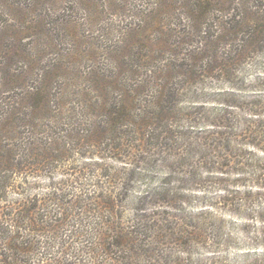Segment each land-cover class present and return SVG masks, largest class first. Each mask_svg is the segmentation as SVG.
Here are the masks:
<instances>
[{"label":"rangeland","instance_id":"rangeland-1","mask_svg":"<svg viewBox=\"0 0 264 264\" xmlns=\"http://www.w3.org/2000/svg\"><path fill=\"white\" fill-rule=\"evenodd\" d=\"M202 1L195 15L193 0H0L5 264L17 235L37 246L23 264H108L84 247L107 231L104 219L139 234L131 264H264V171L251 166L264 168V49L243 61L247 34L264 28V0ZM152 62L193 69L188 80L172 75L164 123L151 120L144 152L133 136L98 142L110 92L118 97L111 84L145 80ZM92 70L110 83L90 88ZM169 128L177 133L165 139ZM93 201L104 218L86 220L94 232L73 248L67 216Z\"/></svg>","mask_w":264,"mask_h":264},{"label":"trees","instance_id":"trees-1","mask_svg":"<svg viewBox=\"0 0 264 264\" xmlns=\"http://www.w3.org/2000/svg\"><path fill=\"white\" fill-rule=\"evenodd\" d=\"M191 6L194 10L193 13L195 15H198L200 13V9L203 7V1L193 0ZM255 20H258L256 16H255ZM257 24L258 23H256V26L252 27L251 31L246 36L247 40L244 41L247 45L248 50L246 52V57L243 59V61L248 60L251 56L260 53V51H263L264 49V28L257 27ZM244 25L246 26L247 29L248 28L247 23H244ZM151 64H152L151 65L152 70L150 68V72H149L150 75H148V77L145 80H140V81L137 80V83L135 81L132 83V82H126L127 77H124L122 79L118 78V80H116L114 84H111V88L112 85H116L115 92L118 93V97L115 96L113 92H110L111 97L109 99L112 100V107H109L107 110H105L106 126L109 128L107 131H103L99 136H97V138H99L98 142H100L101 140L117 141L118 139L122 141L124 137L133 136L135 138V142L139 143L137 148H135L136 151H142V152L145 151L144 149H146V146L144 145V142H142V139L148 135L147 129L151 126L152 123L151 120H156L159 122V124L164 123L163 121H161V115L166 116L169 110L171 109L172 105L175 104V101L177 100L175 91L174 90L172 91L170 89V86H168L170 83V79L173 78V76L177 72H180V75L182 74L183 77L186 80H188L192 77V73H193V69L186 68L187 64L185 65V63L177 64V63L169 62L165 65L162 64L157 65L155 62H152ZM164 66L165 68H163ZM119 72L121 77L122 75H125L121 71ZM94 75H95V70H92L89 73V77L87 78L90 88H94V86L90 85V83L92 82H95L96 87H98L101 81L109 82L110 80L107 76H105L102 73L100 74L101 77H99L97 80H93ZM146 89L148 90V92L144 95L145 97L141 96L144 93L143 94H139V93ZM150 89H152V92ZM104 91H105V86L104 88L102 87V92ZM39 94H41L40 91L35 92V96ZM88 95H89L88 93L84 94L83 99L85 101L90 100ZM140 97L142 98V100H144L145 106H142L141 109L138 107L139 113H136L137 110L136 103L139 102ZM149 99L152 100L150 101ZM42 100L43 98H39L38 103H40ZM149 101L151 102V104L149 103ZM93 108L94 106L88 107V109L90 110L91 109L93 110ZM162 130L163 128L161 129V131L157 132V134L155 135L156 139L162 137L163 135ZM175 133H177L175 129L172 128L166 129L165 139L172 138L175 135ZM179 133L183 135L188 134V132H184V131H181ZM261 134L264 133L261 132ZM199 145L202 146L201 144ZM173 147L174 146L170 147V145H168L167 149L171 150ZM119 149L120 147L115 148V150H119ZM149 162H150L149 160L146 161V163ZM251 166L253 167V169L255 168L256 170L264 171V168H260L257 165H251ZM25 167L28 168V165H26ZM21 169L22 171L24 170V168ZM16 171L17 169L16 170L12 169L11 173L18 174V172ZM20 174L22 175L23 172ZM101 200L102 198L101 199L98 198L97 201H101ZM52 202L54 201L52 200ZM94 203H96V201H93V204H89L87 209L81 208V211L80 213L77 214V216L75 215L76 210H72V212H70L69 215L67 216V217L69 216L71 217L70 220L73 219L74 221H77L76 225L70 226V227L76 226V228H74L72 231L69 229L64 230L66 232H69V235L65 234L66 243L67 244L70 243L69 245L73 246V248L74 245L77 247L80 244H82V240H81L82 238L87 237L88 240V237H91V234L94 232V230L90 228V225L85 224L86 220L88 223L92 221V226H95L97 220L99 221L100 219L104 218L103 216H100L99 213H96L97 212L96 209L90 208V206L94 205ZM97 204L98 202L96 203L95 206H97ZM106 205L107 208H105V213L110 215V217H113V212L109 208L110 205L108 204ZM98 209L99 207H97V210ZM37 211H39V209L35 210L31 208L29 210V213L32 216V215H36ZM16 215L18 214L16 213ZM61 216H65V214L60 213V217ZM26 219L28 221V218ZM64 224L66 225L65 221ZM102 224L108 225L109 228L101 237H99L98 241L90 242V243L87 242L86 246H84L87 249L86 254L90 256V259H92L93 261H97V259H99V249H101L100 250L102 252L101 257H103L105 261L108 262V264H131L128 263L129 261L127 260L131 257V255L134 254V250H136V246H138L137 243H135L137 244L135 246L132 245L134 239H137L138 237V240L142 241V239H140L139 237V234L136 233L137 236L133 237L132 233L135 232L122 230L121 228L116 226V224L107 222L105 219L102 220ZM15 226L16 225H14V228ZM69 240L71 242H69ZM36 249L37 246L36 243H34L32 236H25V237H19L18 235L14 236V248L11 249V254L13 255V257H11L10 261L6 264H23L20 261L22 260L21 259L22 256L25 255V257H29L30 255L36 253L37 251ZM1 257H2V260H0L1 263L5 264L6 253L2 254ZM45 257L46 256H42V258L39 259L43 262ZM48 259H50V257Z\"/></svg>","mask_w":264,"mask_h":264}]
</instances>
